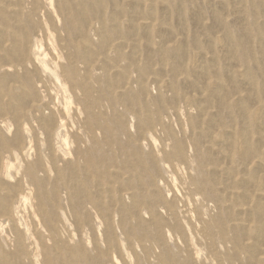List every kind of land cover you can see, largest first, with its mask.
Returning a JSON list of instances; mask_svg holds the SVG:
<instances>
[{
  "label": "rangeland",
  "instance_id": "rangeland-1",
  "mask_svg": "<svg viewBox=\"0 0 264 264\" xmlns=\"http://www.w3.org/2000/svg\"><path fill=\"white\" fill-rule=\"evenodd\" d=\"M0 264H264V0H0Z\"/></svg>",
  "mask_w": 264,
  "mask_h": 264
}]
</instances>
